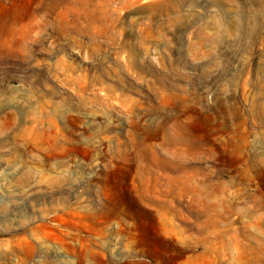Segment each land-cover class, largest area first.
<instances>
[{
  "label": "rangeland",
  "instance_id": "1",
  "mask_svg": "<svg viewBox=\"0 0 264 264\" xmlns=\"http://www.w3.org/2000/svg\"><path fill=\"white\" fill-rule=\"evenodd\" d=\"M10 245L18 264H264V0H0Z\"/></svg>",
  "mask_w": 264,
  "mask_h": 264
},
{
  "label": "bare ground",
  "instance_id": "2",
  "mask_svg": "<svg viewBox=\"0 0 264 264\" xmlns=\"http://www.w3.org/2000/svg\"><path fill=\"white\" fill-rule=\"evenodd\" d=\"M30 235V234H29ZM24 242V240H23ZM26 242V241H25ZM26 244V243H25ZM17 246V245H16ZM29 246V245H28ZM16 248L13 245L8 246L4 251L0 250V264H18L15 260ZM26 250V254H27ZM30 253V252H29ZM33 253V252H32ZM19 254H21L19 252ZM22 255V254H21ZM30 255V254H29ZM27 257V256H26ZM28 260V259H27ZM19 261V260H18ZM25 261V260H24ZM20 262V261H19ZM23 263V262H22ZM20 264V263H19ZM27 264V262H24Z\"/></svg>",
  "mask_w": 264,
  "mask_h": 264
}]
</instances>
